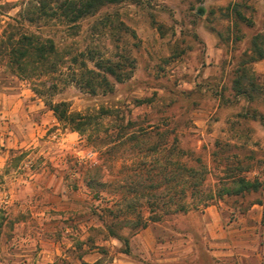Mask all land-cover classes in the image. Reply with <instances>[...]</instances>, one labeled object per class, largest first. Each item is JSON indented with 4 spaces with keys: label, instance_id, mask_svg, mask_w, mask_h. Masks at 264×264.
<instances>
[{
    "label": "rangeland",
    "instance_id": "obj_1",
    "mask_svg": "<svg viewBox=\"0 0 264 264\" xmlns=\"http://www.w3.org/2000/svg\"><path fill=\"white\" fill-rule=\"evenodd\" d=\"M26 2L0 0V35ZM34 30L66 54L130 55L135 69L112 93L90 94L64 74L34 84H56L52 99L72 111L111 110L101 130L81 135L0 58V264H264V59L252 61L264 0H125L79 21L74 35L59 22ZM242 68L258 87L252 100L234 90ZM124 131L149 144L118 140ZM150 142L166 149L155 155L163 160L175 158L173 142L191 165L199 159L216 197L135 231L132 215L109 210L124 206L114 183L151 158ZM91 164L110 185L99 196L82 175ZM239 176L262 186L225 193ZM102 218L129 237V254Z\"/></svg>",
    "mask_w": 264,
    "mask_h": 264
},
{
    "label": "trees",
    "instance_id": "obj_2",
    "mask_svg": "<svg viewBox=\"0 0 264 264\" xmlns=\"http://www.w3.org/2000/svg\"><path fill=\"white\" fill-rule=\"evenodd\" d=\"M123 1L125 0H27L19 12L10 16L3 26L0 35V58L17 77L28 80L33 85H37L38 81L55 79L64 74L70 82L76 83L90 94H97L98 91L112 93L115 83H123L133 76L135 58L125 55L113 60L97 57L90 50L79 55L84 57V60L78 67V53L66 54L54 38L45 37L34 28L41 29L52 22H59L74 35L77 33L79 21L96 14L105 6ZM132 35L135 36L134 32ZM252 46L256 55L252 61L264 59V33L254 36ZM88 61L93 63L92 67L88 66ZM246 71L245 68L239 70L241 73L236 77L234 90L252 100L258 87ZM246 80L250 82L251 89L245 88ZM35 85L32 90L44 99L45 105L52 111L56 120L70 131L81 135L99 131L102 128L101 119L111 114V110L106 108L94 113L72 111L68 102H54L52 99L56 84L47 86L44 83V89ZM259 117L264 121L262 114H259ZM142 130L145 134L149 133L147 128ZM138 135V132L124 131L117 138L126 142L137 141L143 149L144 145L149 143L142 140L139 142ZM149 147L151 158L150 155H144L146 159L143 157L133 173L127 175V180L122 179L114 183V197H118L115 204L119 206L124 201V206L109 210L114 219L120 215H132L131 229L135 231L147 228L150 223L160 222L164 215L187 212L199 206L207 207L210 200L216 197L206 194L207 168L199 159L196 160L197 164L191 165L187 161L188 153L174 142L171 152L176 155L175 158L165 155L163 160L155 156L165 149L161 148L160 143H151ZM94 166L91 164L84 169L82 175L86 187L99 196V192L110 185L97 180ZM234 183L233 187L225 189V193L240 195L257 191L262 186L257 179L250 181L240 176L235 178ZM114 197L111 199H115ZM196 198H200V201L195 202ZM103 221L109 236L121 240L126 247L124 252L129 254V237L118 231L113 220Z\"/></svg>",
    "mask_w": 264,
    "mask_h": 264
},
{
    "label": "crops",
    "instance_id": "obj_3",
    "mask_svg": "<svg viewBox=\"0 0 264 264\" xmlns=\"http://www.w3.org/2000/svg\"><path fill=\"white\" fill-rule=\"evenodd\" d=\"M132 264V263H131Z\"/></svg>",
    "mask_w": 264,
    "mask_h": 264
}]
</instances>
